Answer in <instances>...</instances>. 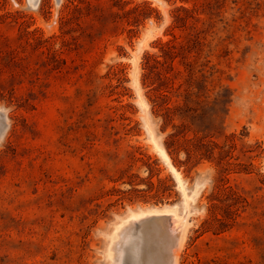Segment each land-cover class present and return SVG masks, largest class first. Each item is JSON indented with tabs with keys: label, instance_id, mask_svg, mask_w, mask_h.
<instances>
[{
	"label": "rangeland",
	"instance_id": "rangeland-1",
	"mask_svg": "<svg viewBox=\"0 0 264 264\" xmlns=\"http://www.w3.org/2000/svg\"><path fill=\"white\" fill-rule=\"evenodd\" d=\"M180 5L193 11L176 27ZM172 33L183 43L176 81L196 99L173 122L230 150L226 184L246 199L218 233L203 221L222 211L210 207L219 148L175 166L163 144L172 126L162 129L143 77V55ZM0 106V264H167L174 252L175 264H264V0H0ZM158 178L170 194H155ZM155 208L174 221L123 222ZM158 245L171 257L153 256Z\"/></svg>",
	"mask_w": 264,
	"mask_h": 264
},
{
	"label": "trees",
	"instance_id": "trees-1",
	"mask_svg": "<svg viewBox=\"0 0 264 264\" xmlns=\"http://www.w3.org/2000/svg\"><path fill=\"white\" fill-rule=\"evenodd\" d=\"M137 7H134L136 10ZM174 11L175 23L173 26L181 27L184 25L186 18V13H190L193 9H188L184 6H176ZM180 11H184L185 15H182ZM178 35L172 33V37L166 40H158L159 52L158 53H148L145 52L143 55V61L145 62L146 72L143 73V77L147 80V85L149 89L153 92V97H151V109H157L162 118L161 127L165 129L168 124H171L172 129L165 135L163 139V144L166 152L170 155L172 162L175 166H180L183 162L192 156L200 154V156H205L210 158L213 146L219 148L218 153V163H221L219 174L220 181L213 186L212 197L210 202V207L212 209H222L221 215L218 216L217 212L212 213V220H204L203 224L206 225L205 228L211 229L213 232L218 233L229 229L232 225L229 220L235 218L234 215H238L239 208L243 206V202L246 199L229 184H226L228 177L226 176L230 172L229 164L231 162L228 160L232 157L230 150L222 149V145L208 138L204 139L206 136L197 135V129L191 128L189 125L181 121L180 123H174L173 119L177 116L180 119L185 117L193 116L194 107L189 105L188 101L196 102V99H192L191 92L189 88L180 89L182 83L176 81L177 75L180 70L174 65V61L178 59L180 62L181 54L183 51V43L178 40ZM117 80H119L118 71L113 73ZM181 96L182 104L179 101ZM156 107V108H155ZM189 131L191 133H189ZM235 134L230 133L225 135V140L223 145L228 147H234L235 145ZM212 143V144H211ZM213 145V146H212ZM204 150L208 151H202ZM208 148V149H206ZM180 151L185 153V160L178 158ZM208 152V153H207ZM246 152V150H243ZM249 157L251 155H248ZM237 158V156L235 157ZM225 164L227 166H223ZM251 164V163H250ZM237 167H233L232 170L235 172L245 171L248 169L246 165L241 162L235 163ZM191 168L188 167V170ZM167 178H158L159 187L153 185L150 182L149 189L155 188V194L160 193V195L170 194V190L173 189V183L167 184ZM170 179V178H168ZM132 185V181H128ZM215 221L217 225H214Z\"/></svg>",
	"mask_w": 264,
	"mask_h": 264
},
{
	"label": "bare ground",
	"instance_id": "bare-ground-1",
	"mask_svg": "<svg viewBox=\"0 0 264 264\" xmlns=\"http://www.w3.org/2000/svg\"><path fill=\"white\" fill-rule=\"evenodd\" d=\"M135 84H137V81H136V80H135ZM137 93H138V95H139V98H138V99H139V102L141 103L143 109L145 110V116H144V117H145V121H146L147 129H148V131H149V133H150V135H151V138H152V140L155 142V145L158 147L160 155H161L164 159L168 160V155H167V153L165 152L164 148H163L162 146H160V145L156 142V139L154 138L153 130H152V127H151V125H150V121H149L148 116H147V113H146V112H147V110H146L147 103H146L145 100L142 98V96H141V94H140L138 88H137ZM170 167H171L172 172H174V173L177 174L176 170L174 169V167H173L171 164H170ZM177 177H178V175H177ZM198 191H199V189L197 190V192H198ZM195 194H196V192H195ZM186 196H187V195H186ZM185 212H186V211H185ZM168 213L171 214L170 211H169V209H157V208H155V209H151V210H141V211H137V212H132L130 215H128L127 217H125V219H123V222H125V221L128 220V219H135V218L138 219L137 217H139V216H146V215H147V217H148V215H149V217H150V215H158V216H159V214H162V215L167 214L168 217H169V214H168ZM167 215H166L165 218H167ZM172 216H173V215H172ZM149 217H148V218H149ZM152 218H153V216H152ZM154 218H155V217H154ZM145 219H146V218H145ZM167 219H168V218H167ZM167 219H166V222H169V221H167ZM169 219L173 220V219L170 218V217H169ZM174 219H175V218H174ZM140 220H141V219H140ZM146 220H147V219H146ZM150 220H151V218H150ZM160 220H161V219H160ZM171 220H170V221H171ZM129 221H132V220H129ZM138 221H139V220H138ZM151 221H152V220H151ZM151 221H150V222H151ZM173 221H174V220H173ZM173 221H171L170 223H173ZM179 221H180V219H179ZM181 221H182V220H181ZM135 222H136V221H135ZM139 222H140V223H141V222L143 223V221H139ZM139 222H138V223H139ZM147 222H148V221H147ZM153 222H154V221H153ZM126 223H127V221H126L124 224H126ZM128 223H129V222H128ZM129 224H130V223H129ZM134 224H135V223H134ZM155 224H157V222H155ZM167 224H168V223H167ZM118 225H119V224H118ZM118 225H117V226H118ZM127 225H128V224H127ZM135 225H136V226H139V225H137V222H136ZM152 225H153V223H152ZM171 225H173V224H170V226H171ZM136 226H135V227H136ZM140 226L142 227V225H140ZM140 226H139V227H140ZM122 227H123V226H122ZM127 227H128L129 230L131 229L129 226H127ZM131 227H132V225H131ZM133 227H134V226H133ZM165 227L169 228L168 225H166ZM172 227H173V226H172ZM179 227H180V226H179ZM170 228H171V227H170ZM173 228H174V227H173ZM173 228H171L170 230H172ZM175 228L177 229L178 226L175 227ZM121 229H123V228H121ZM124 229H125V228H124ZM124 229H123V231L125 232ZM128 229H127V230H128ZM132 229H133V228H132ZM138 229H139V228L137 227V230H138ZM117 230H118V229H117ZM134 230H136V228H135ZM134 230H133V231H134ZM139 230H140V229H139ZM141 230H142V229H141ZM165 230H168V229L165 228ZM179 230H180V229H179ZM181 230H182V229H181ZM120 231H121V230H120ZM123 231H122V233L124 234ZM130 231H131V230H130ZM173 231H174V230H172V233L168 231V233H171V234L173 235ZM175 231H176V230H175ZM175 231H174V232H175ZM177 231H178V230H177ZM177 231H176V232H177ZM182 231H183V230H182ZM126 232L128 233V231H126ZM135 232H137V231H135ZM176 232H175V234H176ZM178 232H181V231H178ZM117 233H118V232H117ZM129 233H130V232H129ZM132 233H133V232H132ZM139 233H140V232H139ZM168 233H167V234H168ZM113 234H114V233H113ZM115 234H116V233H115ZM120 234H121V233H119V235H120ZM125 234H126V233H125ZM125 234H124V235H125ZM134 234H135V233H134ZM141 234H142V233H141ZM175 234L173 235V237L175 236ZM138 235H139V234H138ZM168 235H169V234H168ZM122 236H123V235H122ZM122 236H121V237H122ZM139 236H140V235H139ZM139 236H133V239H132L133 241H130V242H137V241H134V239H135V237L139 238ZM166 236H167V235H166ZM166 236H165V237H166ZM170 236H171V235H170ZM118 237H119V236H118ZM118 237H117V238H118ZM121 237H120V238H121ZM131 237H132V236H131ZM167 237H168V236H167ZM167 237H166V238H167ZM171 237H172V236H171ZM177 237H178V236H177ZM122 238H126V237L123 236ZM122 238H121V239H122ZM127 238H128V237H127ZM127 238H126V239H127ZM182 238H183V237H182ZM182 238H181V239H182ZM157 239H158V238H157ZM167 239H168V238H167ZM171 239H172V238H171ZM154 240H156V239H154ZM154 240H153V242H154ZM168 240H169V239H168ZM168 240H167V242L169 243ZM173 240H176V238H174ZM117 241H119L118 243H122V244H123V240H121V241H122V242H121L120 239H119V240L117 239ZM117 241H116V242H117ZM157 241H158V240H157ZM124 242H125V239H124ZM128 242H129V241H128ZM153 242H152V243H153ZM171 242H172V241L170 240V244H172ZM181 242H182V241H181ZM118 243H117V244H118ZM150 243H151V242H150ZM157 243H158V242H157ZM174 243H175V242L173 241V244H174ZM117 244H115V245H117ZM122 244H121V246H122ZM131 244H133V243H131ZM154 244H156V243L154 242ZM118 245H119V244H118ZM128 245H129V244H128ZM152 245H153V244H152ZM152 245L149 244V246H152ZM159 245H160V244H159ZM159 245H158V246H159ZM155 246H157V244H156ZM118 247H119V246H118ZM118 247H117V248H118ZM122 247H123V246H122ZM129 247H131V245H129ZM159 247H161V246H159ZM120 248H121V247H120ZM127 248H128V247H127ZM147 248H149V247H147ZM153 248H154V246H153ZM168 248H169V247H168ZM123 249H124V251H125L126 247H124ZM154 249H155V252H154V251L152 252V254L154 253L153 256H157V254L160 253L159 255L163 258V252H165L166 250H168V254L165 252V253L167 254L166 256H170V254H169V250H170V253H171V249H167V247H166L164 250L162 249V247L159 248V249L157 248L159 251L156 250V248H154ZM111 250H112V248H111ZM130 250H131V249H130ZM133 250H134V248H133ZM148 250H149V249H148ZM121 251H123V250H121ZM121 251H120V253H121ZM137 251H138V250H137ZM150 251H151V249H150ZM156 251H157V252H156ZM128 252L130 253L131 251H128ZM135 252H136V250H135ZM158 252H159V253H158ZM111 253H112V252H111ZM120 253L118 252V254H120ZM122 253H123V252H122ZM122 253H121V255H122ZM124 253H125V252H124ZM136 253H137V252H136ZM136 253H135V254H136ZM150 253H151V252H150ZM150 253L147 252V256H148V257H147V262H148V260H149V258H150V257H149V255H151ZM138 254H139V253H138ZM155 254H156V255H155ZM171 254H172V253H171ZM175 254L177 255V253L174 252V253L172 254V257L170 256V257H171L170 260L167 259V261H168L167 264H170V262H171V264H175V263H176V262H175ZM159 255H158V256H159ZM119 256H120V255H119ZM124 256L126 257V255H124ZM136 256L139 257V255H136ZM153 256H151V257H153ZM138 257H137V258H138ZM161 257H160V261L162 260ZM118 258H119V257H118ZM120 258H122V257H120ZM155 258H157V257H155ZM167 258H168V257H167ZM164 259H166V258L164 257ZM121 260H122V259H121ZM156 260H157V259H156ZM156 260L154 261V260H152V258H151L150 263H151V262H152L151 264L158 263ZM158 260H159V258H158ZM117 261H119V260L117 259ZM127 261H129V260H127ZM160 261H159V262H160ZM119 262H121V261H119ZM153 262H154V263H153ZM161 262H163V263L166 264L165 261H161ZM161 262H160V263H161ZM117 263H118V262H117ZM117 263H116V264H117ZM129 263H130V262H129ZM131 263H132V262H131ZM148 263H149V262H148ZM119 264H120V263H119ZM121 264H122V263H121ZM124 264H125V263H124Z\"/></svg>",
	"mask_w": 264,
	"mask_h": 264
},
{
	"label": "clouds",
	"instance_id": "clouds-1",
	"mask_svg": "<svg viewBox=\"0 0 264 264\" xmlns=\"http://www.w3.org/2000/svg\"><path fill=\"white\" fill-rule=\"evenodd\" d=\"M6 110H7L6 108L0 106V112H4ZM4 141H5V137L3 135H0V147H3Z\"/></svg>",
	"mask_w": 264,
	"mask_h": 264
}]
</instances>
